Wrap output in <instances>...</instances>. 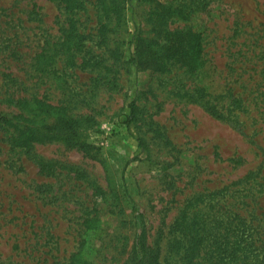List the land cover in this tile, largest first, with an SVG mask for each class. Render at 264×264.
Listing matches in <instances>:
<instances>
[{
	"label": "rangeland",
	"instance_id": "rangeland-1",
	"mask_svg": "<svg viewBox=\"0 0 264 264\" xmlns=\"http://www.w3.org/2000/svg\"><path fill=\"white\" fill-rule=\"evenodd\" d=\"M157 1L172 10L162 21ZM84 2L73 13L53 0H0L8 35L18 39L9 43L21 52L3 61L10 50L0 51L4 90L96 120L90 152L58 140L33 144L53 162L49 174L26 148H0V264H52L80 248L87 264H124L142 228L172 263L188 212L212 213V189L264 173V114L245 134L206 108L212 85L220 90L239 79L234 67L249 65L253 51L259 72L264 66V0H128L122 20L95 0ZM176 29L200 34L202 70L172 62L161 73L138 70L131 60L138 38L172 51L167 32ZM65 38L50 71H32L31 57ZM245 38L252 41L242 45ZM254 74L241 78L262 86L264 73ZM95 216L98 224L87 229L84 220ZM257 234L264 238V226Z\"/></svg>",
	"mask_w": 264,
	"mask_h": 264
},
{
	"label": "trees",
	"instance_id": "trees-1",
	"mask_svg": "<svg viewBox=\"0 0 264 264\" xmlns=\"http://www.w3.org/2000/svg\"><path fill=\"white\" fill-rule=\"evenodd\" d=\"M53 1L64 5L67 11L71 10L73 13L82 8L86 9L84 0ZM127 1L95 0V3L112 10L116 17L122 20L125 18ZM156 3L159 8L158 14L156 12L157 20L162 21L163 16L172 10L164 2ZM97 10L100 9L97 8ZM2 15L0 13V28L7 36H0L2 40L0 51L3 48L10 50L3 52L2 59L4 58L3 61L7 58L17 60L21 57V52L17 50L16 45L11 44L18 40L17 36L8 35L7 21L2 19ZM174 31H166L172 34L171 43L167 46L173 47L172 51L163 47L156 49L150 42L138 38L131 57L138 70L149 69L152 73H161L169 69L170 62L180 64L182 68L192 73L202 70L204 48L200 34L192 33L191 30L188 33L178 29ZM69 33L70 37L74 35L73 32ZM66 39L63 42L54 43L56 48L48 43L41 51L35 53L31 57L32 71L43 73L50 71L51 65L60 54L61 48L57 47L59 44L65 46ZM68 39L72 41L74 38L68 37ZM9 41L12 42L9 43ZM248 41L252 39L245 38L241 44L246 45ZM160 45L161 43L158 46ZM258 56L259 53L253 51L247 59L250 61L249 65H243L242 61L239 66L234 67L235 72L240 76L239 79L225 82V86L220 90H216L212 85V104L206 105L212 115L231 123L235 129L245 134L246 128L252 124L257 126L261 120L260 117L264 114V84L261 86L257 81L255 84H249L241 78L250 71L260 75L264 73V66L259 72L257 62L252 61ZM5 67L9 68V66ZM212 69H216L214 63H212ZM1 73L4 78L13 74L7 71H1ZM238 81L241 83L236 84ZM198 90L205 91V87ZM16 91V89L13 92L9 89L4 90V83L0 84V104L4 103L8 108H12L11 110L0 109V148L9 147L15 151L26 148L31 157L35 158L41 171L49 174L53 162L39 158L32 151L34 143L58 140L84 152H90L96 147L89 140L90 131L94 129L96 122L92 116L73 115L68 111L67 106L40 99L35 94L19 95ZM130 106L132 120L137 111V104L132 102ZM262 174L251 181L242 177L212 189V213L199 209L188 212L184 216L185 225L181 238L182 242L185 240V244L181 245L180 240H175L176 248L172 250V263L162 257L160 248H155L148 242L146 230L142 228L138 233L140 240L136 241L124 264H264V238L257 234L259 228L264 226L262 222L264 173ZM98 222L99 219L96 216L90 217L84 220V225L89 229ZM175 253L179 256L176 259ZM84 256V251L80 248L66 258L67 260L52 264H87L88 261Z\"/></svg>",
	"mask_w": 264,
	"mask_h": 264
}]
</instances>
